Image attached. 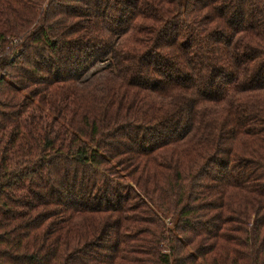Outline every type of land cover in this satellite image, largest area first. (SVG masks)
I'll use <instances>...</instances> for the list:
<instances>
[{"label": "trees", "instance_id": "trees-1", "mask_svg": "<svg viewBox=\"0 0 264 264\" xmlns=\"http://www.w3.org/2000/svg\"><path fill=\"white\" fill-rule=\"evenodd\" d=\"M0 264H264V0H0Z\"/></svg>", "mask_w": 264, "mask_h": 264}, {"label": "rangeland", "instance_id": "rangeland-1", "mask_svg": "<svg viewBox=\"0 0 264 264\" xmlns=\"http://www.w3.org/2000/svg\"><path fill=\"white\" fill-rule=\"evenodd\" d=\"M106 63H107V61H106V62H98V63H96L95 66L92 67V68L87 72V75H86V76H88L92 71H94V70H96V69L102 67V66L105 65Z\"/></svg>", "mask_w": 264, "mask_h": 264}]
</instances>
